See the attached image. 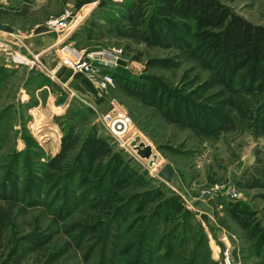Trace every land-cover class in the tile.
Here are the masks:
<instances>
[{
	"label": "rangeland",
	"instance_id": "1",
	"mask_svg": "<svg viewBox=\"0 0 264 264\" xmlns=\"http://www.w3.org/2000/svg\"><path fill=\"white\" fill-rule=\"evenodd\" d=\"M180 2L68 0L63 9L59 3L55 5L57 18L71 12L69 30H52L59 43L68 40L65 45L86 55L119 53L113 66L97 63L99 80L104 76L112 80L106 87L84 73L66 69L62 60L73 57L61 43L52 50L53 60L57 68L66 71V77L74 76L68 85L53 83V69L35 61L36 57H28L31 62L21 65L13 61L17 54L0 53V264H103L110 250L104 253L101 245L105 241L113 244V199L155 191L163 198L180 197L192 215L180 220L188 234L186 240L175 243L176 256L171 260L156 256L153 264H221L225 244L243 264H264V251L261 257L256 256V239L227 212L228 203L243 202L255 214L253 222L264 228V94L248 83L226 89L205 67L206 61L197 58L195 39L189 35L181 38L168 29L170 22L182 21ZM219 2L252 24L264 26V0ZM3 20L0 17V26ZM82 76L95 91L86 87ZM116 77L130 80L132 87H124ZM176 104L187 108L185 115L183 106L179 115L173 110ZM213 110L219 111L218 117L213 116ZM125 114L132 122L125 130H114V135L112 122ZM64 137L68 139V158L63 166L73 163L88 138L104 139L107 146L100 150L92 145L91 168L108 180L106 190L96 188L98 197L92 196L87 206L74 210L66 224L58 223L50 205L64 202L69 192L67 167L56 173L55 165L46 166L62 152ZM136 137L158 155L153 167L131 147ZM115 156L118 160L113 164ZM168 163L175 168L169 184L159 177ZM113 165L116 177L125 167L130 181L107 194ZM102 180L96 177V183ZM230 186L239 195L237 199L230 194L233 190L226 194ZM212 192L219 197L210 196ZM101 198L104 203L99 205ZM145 215L144 211L138 218ZM171 221L162 228L163 234L173 228ZM145 223L142 219L134 225L127 238L134 246L123 262L134 263L137 230ZM77 224L100 229L82 248L75 243L83 230ZM226 237L225 244L219 241ZM97 244L96 252L86 261L85 252Z\"/></svg>",
	"mask_w": 264,
	"mask_h": 264
},
{
	"label": "trees",
	"instance_id": "2",
	"mask_svg": "<svg viewBox=\"0 0 264 264\" xmlns=\"http://www.w3.org/2000/svg\"><path fill=\"white\" fill-rule=\"evenodd\" d=\"M179 5H181V8L178 11V15L182 18V21L170 22L168 29L181 38H186L189 35V37L195 39L197 43L195 47V52L196 54L198 53L197 58L206 61L205 67L216 74L220 83L226 89H232L238 83L242 86L248 83L251 85L250 87H255L261 94H264V26L254 25L243 17L234 14L219 0H181ZM176 38L178 37L174 36V39ZM116 78L120 80L121 85L124 87L129 89L132 87L130 80ZM176 105H173V110L176 109L179 115L183 111V105ZM185 109L187 108L184 107V111ZM185 113L186 111L184 115ZM213 116L218 117L219 111L213 110ZM195 120L198 121L197 118ZM182 121L186 122L187 119L184 117ZM208 125L212 127L214 123L208 122ZM67 141V137H64L62 152L46 164L47 167L55 165L53 169H56V173H59L62 168L64 171L67 167L65 169L68 174L66 188L69 192L64 202L57 200L50 205L51 208L53 207L52 214L55 212L56 220H60L58 223L62 224H66L74 210L78 207L87 206L89 199L99 194L94 191L96 188L104 187L106 190L108 181L101 179L103 177L101 171L95 174L91 168L92 159L94 158L92 145H96L100 150L102 147L107 146V142L104 139L97 137L88 138L85 143L86 146L82 148L73 163H70V165L67 163V166H63V161L68 158ZM117 160L118 156H115L113 164ZM115 166L113 165V170ZM116 170L117 168L114 170V176L110 180L112 186L107 189V194L111 192L112 188L115 191L119 185L126 183L127 179H130L129 176L128 178L126 177L128 174H125V167L122 170H118L120 172H118L117 177ZM97 176L99 180H102L100 183H96ZM36 194L39 197L41 196L39 186H37ZM158 194L156 191L145 192L144 194H138V196L127 197L126 200L122 198L113 199V236H111L113 244L105 241L101 245L104 253L110 250V253L107 254L108 257L103 258L104 263L122 264L125 259L124 256L131 255L134 245L127 238L133 233L134 225H137L142 219H145L146 223L144 225L141 224L139 226L140 230H137L139 232L137 235L139 244L134 263H127L128 261H126L123 264H153L159 258L171 260L176 256L175 243L178 240H186L185 235L188 234L185 231L186 224L183 225L180 220L191 216L192 213L185 208L180 197L174 195L170 198H163V196ZM110 199H107V201ZM101 203H104L103 198L100 199L99 205ZM71 207L73 208L72 211H70ZM133 208L135 210L131 212ZM67 211L70 212L65 213ZM144 211L147 215H145V218L139 219L138 215ZM227 212L250 234L252 240L256 239V247L258 246L257 249H259L256 256L261 257L264 251V228L261 223L253 222L255 214L252 213L250 207L243 202H230L227 206ZM131 220L132 222H130ZM171 220H174L173 228L163 234L161 232L162 228L167 227L172 222ZM76 227L78 229L83 228L78 224ZM98 227L83 228L78 234L79 238L75 239L77 240L75 243L82 248L85 241L92 235L96 237L100 231ZM182 227L183 232L179 233ZM106 236L110 237L108 231ZM98 247L99 245L97 244L94 248L85 252L86 261L91 259L92 254L96 252ZM112 256L113 260H107ZM156 256L158 259L155 258ZM204 262L201 261V264H204Z\"/></svg>",
	"mask_w": 264,
	"mask_h": 264
},
{
	"label": "crops",
	"instance_id": "3",
	"mask_svg": "<svg viewBox=\"0 0 264 264\" xmlns=\"http://www.w3.org/2000/svg\"><path fill=\"white\" fill-rule=\"evenodd\" d=\"M57 3L60 4L61 9L69 5L68 0L66 2L64 0H5L3 2L2 0L0 9L5 12H0V17L1 20L5 18V21L3 20L4 23L0 26L2 35H0V53L40 58L38 61L47 63L49 70L53 69L52 74L55 79L50 77L53 83L68 85L73 81L74 76L68 78L66 71L57 68L53 60L55 56L52 53L57 45L61 43L64 46L68 41L61 40L59 43L57 35L52 31L54 29L49 26V22L57 18L53 12ZM38 17H41L40 20ZM82 77L84 80V76ZM84 84L91 91L92 89L95 91V88H91L90 81L88 83L84 80ZM80 86L83 85L80 84ZM204 199L208 200V198Z\"/></svg>",
	"mask_w": 264,
	"mask_h": 264
},
{
	"label": "built area",
	"instance_id": "4",
	"mask_svg": "<svg viewBox=\"0 0 264 264\" xmlns=\"http://www.w3.org/2000/svg\"><path fill=\"white\" fill-rule=\"evenodd\" d=\"M70 17L71 12L69 10L66 11L61 17L52 19L49 22V26L57 30L58 32H65L70 29ZM64 51L71 54L73 59H64L62 60L63 66L71 70L75 73H84L88 76V78L95 83L102 84L104 87H106L108 84L110 85L112 83V80L108 76H104L103 80H99L98 70L100 69L97 66V63H99L100 66H106L109 67L110 65L113 66V63L119 59V53L112 51V53H108L106 56L103 54V52H95L91 54H85L83 51H79L76 48H74L71 45H66L63 49ZM35 58V57H34ZM38 61L37 57L35 58V61ZM14 63L21 64V65H28L29 58L27 56L17 55L16 59L13 58ZM31 62V61H29ZM96 62V63H95ZM30 64V63H29ZM132 122L131 118L125 114L124 118L115 119L111 124V131L114 133V130L121 131L125 130L126 125L130 124ZM115 135V133H114ZM233 190V189H232ZM234 199L238 198V194L233 190L232 193H230ZM226 238H220V242L225 244ZM231 247L227 246L225 244V250L223 253V261L221 264H243L240 260V258H236L233 255V252L230 250Z\"/></svg>",
	"mask_w": 264,
	"mask_h": 264
},
{
	"label": "water",
	"instance_id": "5",
	"mask_svg": "<svg viewBox=\"0 0 264 264\" xmlns=\"http://www.w3.org/2000/svg\"><path fill=\"white\" fill-rule=\"evenodd\" d=\"M131 147H133L137 151V155L144 160L149 161V167H153L154 164L158 160V155L154 154L153 147L151 145H146L141 141L140 137H136L134 141L131 143ZM250 165L254 164V159L251 158L249 160ZM175 175V168L172 164H166L159 172V177L162 178L166 183H171L173 181V177ZM232 191V187H228L226 194H229ZM212 197H219V194L216 192H212L209 194ZM209 195H205V198H208Z\"/></svg>",
	"mask_w": 264,
	"mask_h": 264
},
{
	"label": "bare ground",
	"instance_id": "6",
	"mask_svg": "<svg viewBox=\"0 0 264 264\" xmlns=\"http://www.w3.org/2000/svg\"><path fill=\"white\" fill-rule=\"evenodd\" d=\"M28 63V62H27ZM144 160V159H143Z\"/></svg>",
	"mask_w": 264,
	"mask_h": 264
}]
</instances>
